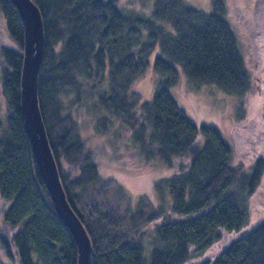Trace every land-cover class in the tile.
<instances>
[{"label":"trees","instance_id":"trees-1","mask_svg":"<svg viewBox=\"0 0 264 264\" xmlns=\"http://www.w3.org/2000/svg\"><path fill=\"white\" fill-rule=\"evenodd\" d=\"M33 1L43 22L38 104L66 198L90 237L91 264H264V215L252 223L249 216L264 178V0H254L249 19L235 5L249 54L226 17L228 0H210L209 10L186 0H126L149 3V14L119 0ZM0 12L14 42L0 43V264H76L20 112L22 21L9 0H0ZM155 46L162 77L140 101L131 83ZM180 76L236 96L233 138L251 147L249 157L177 104L169 88ZM250 96L256 114L246 122ZM88 127L108 136L111 155L128 145L167 169L151 182L148 209L144 195L132 203L127 194L122 210L85 200L100 179ZM121 131L128 142L117 148Z\"/></svg>","mask_w":264,"mask_h":264},{"label":"rangeland","instance_id":"rangeland-1","mask_svg":"<svg viewBox=\"0 0 264 264\" xmlns=\"http://www.w3.org/2000/svg\"><path fill=\"white\" fill-rule=\"evenodd\" d=\"M128 1V0H127ZM190 4L203 10L210 9V0H186ZM254 0H228L230 5V13L227 14V19L236 34L237 38L241 41L242 49L249 54V42L247 39V31L243 23L238 20L239 17L235 13V5H238L242 14L248 19L252 16ZM120 7L143 9L145 14H149V3L146 7L139 8V3L126 2V0H119ZM0 43L7 46H14L13 40L7 34L4 27V18L0 12ZM158 53V47L154 49L148 56V62L144 70L139 74L131 83V88L138 91L140 101L149 100L152 96L156 82L162 77L160 73L155 71L153 67L154 56ZM256 74V73H254ZM259 74V73H258ZM257 74V75H258ZM256 75V76H257ZM259 76V75H258ZM173 98L177 104L197 123H207L215 125L221 132L223 138L235 149V155L238 157H249L251 154L250 146H246L245 142L235 143L233 136V126L235 123V108L237 98L234 94L225 92L214 82H192L184 76H180L179 80L169 88ZM256 114V103L254 97L250 96L248 102V110L245 121H249L253 115ZM118 130V129H117ZM120 131V130H118ZM84 139L86 143L95 150L97 159V169L100 179L89 185L85 200L91 203L93 200L100 201L107 207L118 208L122 210L127 203L128 197L132 203H135L137 198L144 195L143 201L145 202V209H148L151 203L148 198L152 199L151 182L154 178L164 175L167 169L164 168L161 162L157 159L142 162V159L137 154L132 155L131 147L117 146L127 144L128 140L123 137L124 133L121 131L120 136L114 143L118 148L117 153L110 154L111 146L107 142L108 136L94 135L90 132L89 127L86 128ZM117 156H115L116 154ZM118 185L124 188V194H120ZM119 188V189H120ZM75 196L76 204L80 206ZM154 201V200H152ZM81 202V201H80ZM264 215V178L261 185L256 189L253 197L250 200L249 216L252 223L256 219ZM150 223L148 224V226ZM221 246V244L219 245ZM218 247L212 248V254ZM4 258L3 254L1 253ZM9 264V261L4 258ZM196 258L190 260L188 263H194Z\"/></svg>","mask_w":264,"mask_h":264},{"label":"water","instance_id":"water-1","mask_svg":"<svg viewBox=\"0 0 264 264\" xmlns=\"http://www.w3.org/2000/svg\"><path fill=\"white\" fill-rule=\"evenodd\" d=\"M9 1L16 8L23 26L19 103L32 155L55 212L73 236L77 252L76 264H91L90 237L66 198L38 104L37 79L43 46L40 9L33 0Z\"/></svg>","mask_w":264,"mask_h":264}]
</instances>
